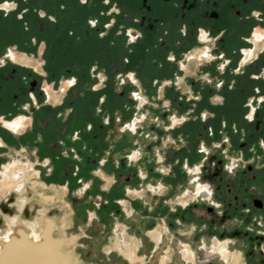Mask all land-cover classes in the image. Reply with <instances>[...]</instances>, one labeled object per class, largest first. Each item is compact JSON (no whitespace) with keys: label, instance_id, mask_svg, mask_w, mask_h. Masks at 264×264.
Listing matches in <instances>:
<instances>
[{"label":"flooded vegetation","instance_id":"flooded-vegetation-1","mask_svg":"<svg viewBox=\"0 0 264 264\" xmlns=\"http://www.w3.org/2000/svg\"><path fill=\"white\" fill-rule=\"evenodd\" d=\"M28 60L38 61L39 68ZM194 62L197 67L191 73L188 67ZM101 75L103 87L95 90ZM44 82L54 88L66 85L61 103L49 101ZM116 85L121 87L116 100L121 109L132 100L142 102L137 92L142 90L150 99L144 107L157 120L179 117L181 134L197 130V138L207 146L216 130L222 133L218 126L231 143L228 151L241 132L242 152L250 159L262 157L260 170L247 166L252 175L246 182L262 189L264 0H0V119L5 129L21 132L24 118L12 120L28 116L29 137L39 136L38 148L50 151L57 147L55 138L74 134L84 139L93 131H87L85 120L95 116V103H114ZM182 85L189 87L193 99ZM160 89L168 101L162 114L157 113ZM213 94L222 102L206 118L197 110L209 104ZM109 120L110 115L107 124ZM141 123L135 119L128 130L137 134ZM232 124L240 125V131L235 126L232 134ZM213 184V192L198 185L196 196L215 195L221 186L215 180ZM243 189L264 210V193L246 183ZM187 202L181 201L184 206Z\"/></svg>","mask_w":264,"mask_h":264},{"label":"rangeland","instance_id":"rangeland-1","mask_svg":"<svg viewBox=\"0 0 264 264\" xmlns=\"http://www.w3.org/2000/svg\"><path fill=\"white\" fill-rule=\"evenodd\" d=\"M30 65L38 68L35 61H30ZM52 86L49 82L43 83L49 101L58 104L64 98L63 89L66 85L62 84L53 88L52 92L48 91ZM120 88L119 85L115 87L112 103L115 104L114 107L97 113L99 104L95 103L94 112L99 118L98 124L93 133L84 137L88 138L93 148L91 149L87 140L86 143L82 140L81 144L74 146L78 155L79 171L75 164L68 168L71 161H67L58 184L54 183L52 175L47 177L44 173L41 174V181L60 186L54 189L56 193L37 179L38 173L34 170L28 173L26 166L18 162L12 163L9 159L0 162V221L10 227L9 234H15L19 229L25 228L28 237L34 241L33 234L39 233V220L44 217L54 223L52 237L60 242L62 252L69 257L72 264H144V255L147 264H155L158 263L155 258L149 263L153 243L146 236L150 229H155L157 225L162 226L165 221L170 229L167 236L169 245H182L181 254L186 264H195L197 252L198 264H218L224 261L222 250H227V258H231L233 264H237L238 260L246 264H264V210L252 202L243 189V183H246L248 187L264 193V184L261 189V184L246 182L252 175L247 166L260 170L262 165L259 162L262 157L250 159V156L242 152L238 146L243 140L241 132L235 135V145L228 151L231 143L220 126L218 130L222 133L219 135L216 130V137L211 136L209 141L210 146L197 138V130L183 136L178 125L175 131H171L174 119L178 120L179 124L180 118L176 116L167 118L166 121L164 118L155 121L157 119L151 111L147 114V108L138 109L143 105V100L141 104L132 100L130 105H125L127 108L118 110L116 100L119 98ZM131 92L126 94L129 100ZM66 110L68 111L67 106ZM193 110L190 108L188 111L191 113ZM202 110L199 108L197 112L204 116ZM120 113L125 117V128L137 117L142 120L143 115H148L138 125L136 135H131L129 130L124 132L123 135L127 139L125 153L136 148L146 156L149 153L158 154L160 151L167 154L163 163H153L149 172H144L143 179L139 177L138 169L134 170L127 159L124 162L120 160L119 169L113 167L111 169L114 172L108 173L115 178V184L111 189L103 190L104 181L99 177L91 178L89 171L98 170L108 152L114 149L124 127L122 123L117 122ZM157 113L162 114L161 107ZM107 115L111 116L109 124H105L108 122ZM210 116L212 115L206 118ZM3 121L5 120H2V123ZM235 124L230 126L232 134L235 129L240 131V125ZM197 125L200 126L196 123V127H199ZM69 149L72 148L62 146L61 151L67 158L71 157ZM85 152H88L89 160L86 159ZM84 162L87 166L92 163L93 165L86 169ZM43 169L45 171V168ZM217 170H220L219 177L215 176ZM4 174L10 177L13 183L10 193L5 195L2 194ZM214 180L221 186L215 195L196 196L198 185L209 186L213 192ZM90 184V188L86 189ZM135 192H144L146 201L133 204L134 216L118 215L113 202L138 198L133 195ZM41 195L48 196L50 201L39 202L37 198ZM150 200L153 202L152 207L149 206ZM182 200L188 201L187 205L184 206ZM3 206H6L9 212H4ZM53 210L59 213V216L53 215ZM0 225L3 226L2 223ZM155 231H152L153 234L150 232L149 236L156 243ZM161 231L165 233V230L159 227L157 232ZM178 235H183L180 241L177 240ZM228 239L234 240L229 244V248ZM136 240L143 243L140 251V243ZM240 251L243 258H240ZM177 256V252L170 251L162 257L160 264H174ZM171 258L172 263L169 262Z\"/></svg>","mask_w":264,"mask_h":264},{"label":"crops","instance_id":"crops-1","mask_svg":"<svg viewBox=\"0 0 264 264\" xmlns=\"http://www.w3.org/2000/svg\"><path fill=\"white\" fill-rule=\"evenodd\" d=\"M30 61H35V63L37 64V66L39 68V62L38 61L28 60L27 62H29L28 63L29 65H30ZM32 66L36 67L34 65H32ZM196 67H197L196 62L191 63V66L188 67V70L191 73H195ZM103 79H104L103 75L99 76V82L100 83L97 86H95V88H94L95 90L101 89L103 87ZM177 83H179L181 85L182 79H178ZM53 88L54 87L52 86V89H49L48 91L52 92L54 90ZM182 88L185 92H187L189 94L190 99L194 98L192 91L189 89V87L182 85ZM101 92H100L101 94L104 93L103 91H101ZM137 92H138V95L142 96V100H143V105L139 106L138 109H140L141 107L147 108L148 109L147 114L149 115L150 114L149 111H151L150 108L144 107V105L146 103L150 104V99H149L148 94L144 93L142 90H138ZM163 92H164L163 89H160L157 93V97L160 100H162V104L159 106V108L161 107V113L166 111L167 107H168V101L163 98ZM104 99H105V96H102L101 102ZM208 101L210 103L206 104L202 107V109H203L202 112L206 116L212 115L211 114L212 107L214 105L222 102V98L219 96V94H213L212 96L209 97ZM140 104H141V102H140ZM111 106L114 107V104H111L110 106L105 107L102 103H100L98 106L99 109H98L97 113H101L102 111L106 110L107 108H109ZM208 106H210V107H208ZM117 109L120 110L121 108L119 106H117ZM148 115H143L142 121L145 118H147ZM20 117L24 118V125L25 126L21 127V132H17V133H13L10 130L5 129V126L2 123L3 119H1V121H0V130L5 131V133L7 134V136H5V137L0 135V162H2L3 160L9 159L10 162H12V163L18 162L19 164H22V165L26 166V168H28V170H29L28 173H32L33 170L35 172H37L38 173L37 179H39V181L42 183H45L44 181H41V174H43V173L47 177H50L52 175V180L54 181V183L59 182V179L61 178V175H62L61 173L64 170V168H66L67 161H71L69 163L70 165L67 166L68 168H70L72 166V164H75L77 171H79V169H78V155H77L76 150L74 149V146H78L79 144H81L82 140H83V142L86 143V140H87V142H89L88 143L89 146L92 149L93 145H92V143L90 144V141H88V138L83 139V138H80L78 136L69 134V136L67 135L66 137H60V138L53 139L52 141L54 143H56L57 147L53 148L51 151L48 150L46 146L39 149L38 148V143L40 142L39 136L29 137V134L32 132L31 118L28 116H18L15 119H13L12 121H14ZM124 118L125 117L123 116V114L121 115V113H120L119 117L117 119V122L120 124L122 123V125L124 126V124H123ZM98 119H99L98 116L95 115L92 119L85 120V124H87V131L92 130V129L94 131L95 126L98 124ZM136 119H138V117ZM164 120L166 121V119H164ZM155 121H158V120H155ZM153 122H154V120H153ZM107 123L108 122H106L105 124H107ZM176 125L178 126L179 124H176ZM176 125L172 124L171 131L176 128ZM76 130H80V129L76 128ZM126 130H128V125H127V128H125V126L123 127V129L121 131V135L117 139L114 149H111L110 152H108V154H107V158L105 160H102V162L100 164V168H98V170H90L89 171V173L91 174V178L95 179L96 177H99L100 180L104 181V183H105L104 187L105 188L103 190H106V189L109 190L115 184V178L113 176H111V174H108V173L114 172L111 169L113 167H115L116 169H119L118 163L120 160L122 162H124L127 159L129 164L133 165L132 168L134 170L138 169L139 177L142 179L144 177V172H149L150 167L153 165V163L155 165H157V163H163V161H165V156L167 154L166 152H164L163 154L161 153V151L158 152V154L157 153H154V154L149 153L148 156H146L145 154L144 155L141 154L139 149L133 148L132 151L125 153L127 139L125 138V136L123 134ZM93 131H92V133H93ZM131 135H136V134L131 133ZM32 140H33V142H32ZM62 146L63 147L68 146V147L72 148V149L68 150L71 154V157H70L71 159L67 158L66 154L62 153V151H61ZM133 154H136V158L134 160H131L130 157ZM84 155L87 157L86 159L89 160L88 159L89 158L88 152H85ZM142 158H144V159L142 160ZM145 160H147L148 162L146 163ZM79 163L81 164L80 161H79ZM87 163L89 164V161H87ZM83 165H86V163L84 162ZM92 165H93V163L88 165V166L86 165L84 167H87L86 169H88L89 167H92ZM43 168H45V171ZM42 171H44V172H42ZM82 172H84V171L82 170ZM59 173H60V175H59ZM46 185L49 189L53 190V193H56L54 191V189L60 188L59 185H55V184H46ZM90 186H91V184L87 185L86 189H89ZM142 193H141L140 197L132 199V200H129L128 198L127 199H120L117 201L115 200L113 202V207L116 209L115 212L120 216H134L135 210L133 208V204H135V203L141 204L140 203L141 201H143V202L146 201L145 196H143V195H145V193L144 192H142ZM154 196H156V195L154 194ZM110 200H111V198H110ZM154 200H156V199H154ZM149 202H150L149 206L152 207L151 204L153 202L151 200ZM91 203H95V202L91 201ZM52 213H53V215L59 216V213H56L54 210ZM94 216H95V214H94ZM159 227L163 228L165 230V233L162 231H161V233H158L157 229ZM152 231H155L154 234L156 236V243L149 236L150 232L153 234ZM169 232H170V229L167 226L165 221H164L162 226L157 225V227H155V229L149 230L146 237L149 238V241H151L153 243L152 253H151L152 255L150 257L149 263H152V259L155 258L158 260V263L156 262L155 264H160L162 257L164 255H166L167 253H170V251H172V253H176V252L178 253V256L175 258L174 264H186L184 262V259L182 258L183 254H181L182 245H180V246L174 245V247L172 245H169V241L167 238ZM182 237H183V235H178L177 240L180 241L182 239ZM233 241L228 239V241H227L228 248H229V244ZM137 242L140 243L139 244V251H140L143 243H141L140 241H137ZM176 247H177V249L175 250L174 248H176ZM185 251L186 250H183V252H185ZM235 253H237V252H235ZM238 253L240 254V258H243V253L241 251ZM198 257H199V253L197 252V260H196L195 264L199 263ZM144 258H145L144 264H147V262H146L147 258L145 255H144ZM172 258L169 261L170 263L173 262ZM218 264H233V261L230 258V259H228V262H225L222 260ZM237 264H246V262H242V261L238 260Z\"/></svg>","mask_w":264,"mask_h":264},{"label":"bare ground","instance_id":"bare-ground-1","mask_svg":"<svg viewBox=\"0 0 264 264\" xmlns=\"http://www.w3.org/2000/svg\"><path fill=\"white\" fill-rule=\"evenodd\" d=\"M3 185L2 194L10 193L13 183L6 174L3 177ZM37 200L47 203L50 198L41 195ZM2 210L9 212L6 206H3ZM0 223L3 225H0V264H72L69 257L62 252L60 242L52 237L54 223L50 219L43 217L39 220V233L33 234L34 241L28 237L25 228L10 235V227L3 221ZM226 251H221L225 262L228 259Z\"/></svg>","mask_w":264,"mask_h":264}]
</instances>
